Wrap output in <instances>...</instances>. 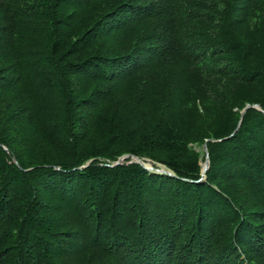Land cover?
Instances as JSON below:
<instances>
[{"label":"trees","instance_id":"16d2710c","mask_svg":"<svg viewBox=\"0 0 264 264\" xmlns=\"http://www.w3.org/2000/svg\"><path fill=\"white\" fill-rule=\"evenodd\" d=\"M0 264H264V0H0Z\"/></svg>","mask_w":264,"mask_h":264},{"label":"water","instance_id":"95a60500","mask_svg":"<svg viewBox=\"0 0 264 264\" xmlns=\"http://www.w3.org/2000/svg\"><path fill=\"white\" fill-rule=\"evenodd\" d=\"M249 107V105L246 107V108H248ZM256 107H258L259 108V106H256ZM246 108L244 109V110H242V115H241V118H242V116H243V114H244V112H245V110H246ZM240 123H241V121H240ZM239 123V124H240ZM205 145V147H204V151H205V153H206V159H205V161H204V163H203V167H202V176H203V178H205V176H206V172H207V170H208V168H209V165H210V159H209V153H208V148H207V145L206 144H204ZM129 157H132V158H134L135 160H130L128 163H130V162H138V163H141L144 167H146L147 169H150V170H153V168L152 167H149V166H147L145 163H143L144 161L142 160V159H140L138 156H135V155H131V154H125V155H123V156H121L113 165H116V164H120V163H123L124 161H125V159H127V158H129ZM143 161V162H142ZM156 171H158V172H166V173H169V174H173L172 172H170V171H168V170H166V169H157Z\"/></svg>","mask_w":264,"mask_h":264},{"label":"rangeland","instance_id":"374dc122","mask_svg":"<svg viewBox=\"0 0 264 264\" xmlns=\"http://www.w3.org/2000/svg\"><path fill=\"white\" fill-rule=\"evenodd\" d=\"M204 147H205V145L203 144V145H200V146H198V145H194V148L197 150V151H199L203 156H204V158L206 159V153H205V151H204ZM132 158V157H131ZM133 160H135L134 158H132ZM205 161V160H204ZM143 162V161H142ZM143 163H145L147 166H149V167H152L153 168V170L154 169H166L164 166H162L161 164H158V163H154V162H152V161H150L149 159H146V161L145 162H143ZM204 163V162H203ZM167 170V169H166Z\"/></svg>","mask_w":264,"mask_h":264},{"label":"bare ground","instance_id":"6f19581e","mask_svg":"<svg viewBox=\"0 0 264 264\" xmlns=\"http://www.w3.org/2000/svg\"><path fill=\"white\" fill-rule=\"evenodd\" d=\"M121 164V163H120Z\"/></svg>","mask_w":264,"mask_h":264}]
</instances>
